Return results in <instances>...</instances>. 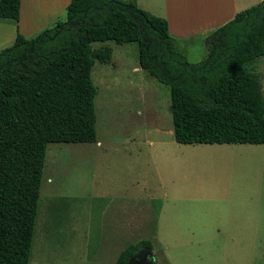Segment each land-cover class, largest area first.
Returning a JSON list of instances; mask_svg holds the SVG:
<instances>
[{"label":"rangeland","instance_id":"rangeland-1","mask_svg":"<svg viewBox=\"0 0 264 264\" xmlns=\"http://www.w3.org/2000/svg\"><path fill=\"white\" fill-rule=\"evenodd\" d=\"M175 39L189 62L208 57V38ZM93 45L113 48L92 68L97 141L48 144L30 264H115L142 239L156 264H264V144L176 142L170 86L138 44ZM251 68L264 90V55Z\"/></svg>","mask_w":264,"mask_h":264},{"label":"trees","instance_id":"trees-1","mask_svg":"<svg viewBox=\"0 0 264 264\" xmlns=\"http://www.w3.org/2000/svg\"><path fill=\"white\" fill-rule=\"evenodd\" d=\"M21 0H0L17 17ZM208 38V57L191 63L168 20L136 0H71L67 20L33 38L18 33L0 51V264H30L49 143L97 141L95 61L136 42L139 63L168 84L176 142L264 144V90L252 63L264 55V0L239 11ZM142 239L123 249L126 264Z\"/></svg>","mask_w":264,"mask_h":264},{"label":"crops","instance_id":"crops-1","mask_svg":"<svg viewBox=\"0 0 264 264\" xmlns=\"http://www.w3.org/2000/svg\"><path fill=\"white\" fill-rule=\"evenodd\" d=\"M136 1L140 5V0ZM259 1L261 0H159L157 12L149 10L168 20L173 37L185 41L204 40L234 18L239 11L256 5ZM70 2L71 0H21L17 17L0 16V51L13 44L18 33L32 38L46 25L59 21V17H67ZM258 217L256 211H250L247 220L250 223L254 221L255 225ZM250 229H254L253 226Z\"/></svg>","mask_w":264,"mask_h":264},{"label":"water","instance_id":"water-1","mask_svg":"<svg viewBox=\"0 0 264 264\" xmlns=\"http://www.w3.org/2000/svg\"><path fill=\"white\" fill-rule=\"evenodd\" d=\"M126 264H156V258L151 249L142 248L135 256L130 258Z\"/></svg>","mask_w":264,"mask_h":264}]
</instances>
